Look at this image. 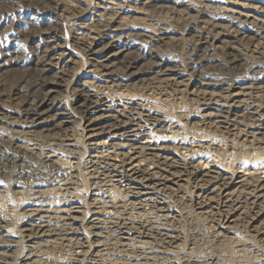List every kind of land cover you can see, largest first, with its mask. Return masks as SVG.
Returning a JSON list of instances; mask_svg holds the SVG:
<instances>
[{"label":"bare ground","instance_id":"bare-ground-1","mask_svg":"<svg viewBox=\"0 0 264 264\" xmlns=\"http://www.w3.org/2000/svg\"><path fill=\"white\" fill-rule=\"evenodd\" d=\"M50 1L62 21L49 12L42 25L21 21L28 41L46 44L18 80L28 87L0 90V175L13 186L0 180V264H264V75L185 79L154 54L146 75L123 82L105 55L134 38L151 53L188 32L193 51L231 39L264 63V10ZM161 1L197 16L169 25L154 13ZM200 8L228 12L238 29L205 22ZM25 17L0 0V25Z\"/></svg>","mask_w":264,"mask_h":264},{"label":"rangeland","instance_id":"rangeland-1","mask_svg":"<svg viewBox=\"0 0 264 264\" xmlns=\"http://www.w3.org/2000/svg\"><path fill=\"white\" fill-rule=\"evenodd\" d=\"M216 1L226 5H234L236 3L245 4L257 10H264V0ZM13 2L15 3V7L21 11V13L26 14L25 19L27 20L21 19L19 23L15 22L14 24L7 23L0 25V90H4L7 94L11 91H17L16 88L26 89L28 87L24 83L19 84V81L30 71L28 63L34 62L35 60L32 59L33 49L38 46L42 47L46 45L41 43L38 38H35L33 41H28V38L21 34L23 30L22 22L29 21L34 24L42 25L44 23L42 22L44 18L47 19V22L51 19L48 12L53 13V16L55 14L56 18L62 21L60 12L55 9V5L50 0H13ZM155 5L157 7L161 5V9L154 10V13L157 16H160L163 19H167L169 17L172 18V22H169V25H179L180 27V24H177V20L181 19L180 17L185 18L184 16H186L187 18L197 16V11H188L182 4H174L170 1H161L159 3H155ZM199 11L202 12L203 16H205L204 21L209 24H218L226 29H238L234 21L229 18L230 14L226 11L205 8H200ZM42 29L48 30V27L42 26ZM66 31H68L67 33L69 35L76 36L73 29L66 28ZM14 35L17 36L12 37ZM187 35L188 32L186 35L184 33L183 37L177 36L179 39H175V41H164L163 43L153 45L149 48L151 53L144 49L145 46L139 38H134L131 42L132 47L124 49L118 47L111 49L105 55L111 56L114 72L118 73L120 76L117 80L123 82L133 80L132 82L135 83L138 81L139 77L144 74L146 75V72H148L147 70L150 68L149 64L155 62L154 60L149 59V56L147 55L154 54L161 55V59H159L161 62L178 67L177 69H180V71L183 70L182 72L186 74L185 79L192 78L193 80H201L203 75H211L210 73H212L215 77L224 80L226 79L228 81L238 79L245 80L246 78H254L264 75V63L253 61V57H249V46L244 45V43L241 44L233 42L231 39H227V42H224L223 46L219 48L211 49L208 45H203L199 47V51H193L192 47L183 41L185 37H188ZM231 47L235 50L230 49ZM203 62H208L205 67L202 66ZM70 67L72 72L82 67L79 56L75 59V64ZM132 72L136 75L135 78H133L134 76L132 77ZM68 78L69 77H65V79ZM68 80H70V78ZM16 84H18V86H16ZM143 85H145V82ZM136 88L137 90H141L143 87ZM161 88H163L161 91V94H163L162 96L166 99H173L172 92L169 88L164 87L162 84ZM34 92L35 90L31 91L29 94L30 96L27 97L31 101L36 100V98L39 97V93L37 94ZM0 180H4L3 182L8 185L7 189L13 190V186L10 184L7 177L0 175ZM88 194L89 193H87V189L85 187L83 188L80 196L87 195L88 197ZM3 208L5 210H12L14 208V203L9 201L7 203L3 202ZM234 229L239 231L244 230L242 224L237 223L235 224Z\"/></svg>","mask_w":264,"mask_h":264}]
</instances>
